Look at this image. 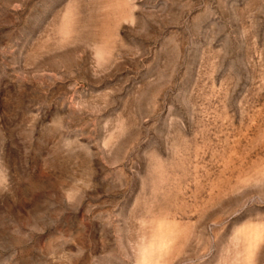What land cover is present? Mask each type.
Here are the masks:
<instances>
[{
	"label": "rangeland",
	"instance_id": "374dc122",
	"mask_svg": "<svg viewBox=\"0 0 264 264\" xmlns=\"http://www.w3.org/2000/svg\"><path fill=\"white\" fill-rule=\"evenodd\" d=\"M0 264H264V0H0Z\"/></svg>",
	"mask_w": 264,
	"mask_h": 264
}]
</instances>
